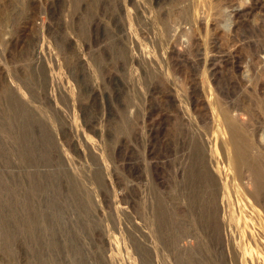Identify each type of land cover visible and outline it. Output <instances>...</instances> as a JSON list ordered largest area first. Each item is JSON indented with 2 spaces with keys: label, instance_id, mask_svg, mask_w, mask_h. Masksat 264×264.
<instances>
[{
  "label": "rangeland",
  "instance_id": "374dc122",
  "mask_svg": "<svg viewBox=\"0 0 264 264\" xmlns=\"http://www.w3.org/2000/svg\"><path fill=\"white\" fill-rule=\"evenodd\" d=\"M0 264H264V0H0Z\"/></svg>",
  "mask_w": 264,
  "mask_h": 264
},
{
  "label": "bare ground",
  "instance_id": "6f19581e",
  "mask_svg": "<svg viewBox=\"0 0 264 264\" xmlns=\"http://www.w3.org/2000/svg\"><path fill=\"white\" fill-rule=\"evenodd\" d=\"M238 150V149H237ZM234 153V152H233Z\"/></svg>",
  "mask_w": 264,
  "mask_h": 264
}]
</instances>
